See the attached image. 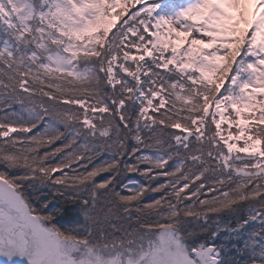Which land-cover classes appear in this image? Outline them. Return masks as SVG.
I'll return each mask as SVG.
<instances>
[{"label": "snow or ice", "instance_id": "obj_1", "mask_svg": "<svg viewBox=\"0 0 264 264\" xmlns=\"http://www.w3.org/2000/svg\"><path fill=\"white\" fill-rule=\"evenodd\" d=\"M0 256L264 264V0H0Z\"/></svg>", "mask_w": 264, "mask_h": 264}, {"label": "rangeland", "instance_id": "obj_2", "mask_svg": "<svg viewBox=\"0 0 264 264\" xmlns=\"http://www.w3.org/2000/svg\"><path fill=\"white\" fill-rule=\"evenodd\" d=\"M135 175V174H132ZM139 178V177H137ZM21 259H26V258H21V257H14L11 261H9L6 257L0 256V264H18V262Z\"/></svg>", "mask_w": 264, "mask_h": 264}, {"label": "water", "instance_id": "obj_3", "mask_svg": "<svg viewBox=\"0 0 264 264\" xmlns=\"http://www.w3.org/2000/svg\"><path fill=\"white\" fill-rule=\"evenodd\" d=\"M18 264H28L27 259H21Z\"/></svg>", "mask_w": 264, "mask_h": 264}, {"label": "trees", "instance_id": "obj_4", "mask_svg": "<svg viewBox=\"0 0 264 264\" xmlns=\"http://www.w3.org/2000/svg\"><path fill=\"white\" fill-rule=\"evenodd\" d=\"M61 222H63V221H61Z\"/></svg>", "mask_w": 264, "mask_h": 264}]
</instances>
